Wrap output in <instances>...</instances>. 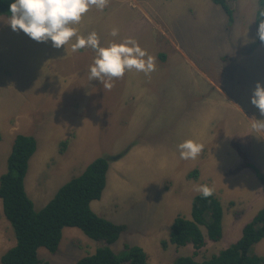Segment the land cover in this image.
I'll return each mask as SVG.
<instances>
[{
    "label": "rangeland",
    "instance_id": "obj_1",
    "mask_svg": "<svg viewBox=\"0 0 264 264\" xmlns=\"http://www.w3.org/2000/svg\"><path fill=\"white\" fill-rule=\"evenodd\" d=\"M193 1L199 0H108L102 10L91 6L79 23L70 25L76 36L60 48L51 40L37 42L22 30L13 31L11 16L0 15V126L7 120L22 128L19 122L27 118L37 147L35 135L43 131L48 141L56 142L42 168L45 146L30 160L25 189L37 200L35 210L67 180L60 171L74 169L73 161L56 160L72 129L76 140L96 148L99 154L94 155L123 154L109 165L108 188L96 211L125 226L110 249L118 254L124 245L140 246L148 264H172L179 257L209 259L234 244L264 204L259 179L246 167L264 173V131L251 127L264 117L250 103L255 84L264 86L259 0L230 1L232 21L216 7L214 31L208 26L206 34L196 32L197 27L211 23L198 20L195 12L189 15ZM93 32L104 48L133 41L155 58V70L146 75L126 69L122 78L112 79L111 90L101 80H90L97 52L91 47L73 52L72 44ZM52 109L54 116H48ZM15 135L0 140L5 164ZM186 140L203 145L195 160L180 158L178 145ZM201 185L213 189L224 217L218 241L209 240L200 227L205 245L195 253L191 245H171L169 233L176 217L189 220L191 201L200 194L194 188ZM48 186L51 191H45ZM14 244L0 200V259ZM102 246L66 228L57 252L40 249L38 256L50 264H75ZM254 253L264 259V240Z\"/></svg>",
    "mask_w": 264,
    "mask_h": 264
},
{
    "label": "trees",
    "instance_id": "obj_2",
    "mask_svg": "<svg viewBox=\"0 0 264 264\" xmlns=\"http://www.w3.org/2000/svg\"><path fill=\"white\" fill-rule=\"evenodd\" d=\"M222 7L229 21L232 10L227 4L234 0H211ZM14 0H0V15L11 16L9 5ZM264 0H259L257 28L264 16ZM258 41H261L258 36ZM1 140V135H0ZM62 146H66L65 143ZM37 151L33 137L17 135L7 158L6 171L0 176V200L2 212L10 224L15 244L1 257L0 264H50L39 259L38 251L45 249L56 253L65 228L79 230L86 238L101 242L93 255L79 259L75 264H148L145 251L140 246L124 245L115 254L110 247L123 233L125 226L116 225L98 216L91 203L99 201L106 186V175L111 162L123 154L98 156L75 178L61 186L53 198L39 211L25 189L29 161ZM256 174L264 191V173L253 166H246ZM190 219L176 217L169 233V243L176 247L191 245L197 253L205 245L200 227L206 230L207 238L218 241L222 237L223 209L213 194L203 197L198 194L191 201ZM264 240V204L242 228L240 238L232 245L202 262L192 257L176 258L172 264H264V259L254 253L256 245ZM163 247L166 246L164 242Z\"/></svg>",
    "mask_w": 264,
    "mask_h": 264
},
{
    "label": "clouds",
    "instance_id": "obj_3",
    "mask_svg": "<svg viewBox=\"0 0 264 264\" xmlns=\"http://www.w3.org/2000/svg\"><path fill=\"white\" fill-rule=\"evenodd\" d=\"M208 1L211 4H208L210 8L205 9V14H208L211 8H215L217 11H219L217 8H220L225 14L222 7L213 4L211 0ZM107 3L108 0H14L9 5V12L11 13L9 24L13 31L22 30L37 42L51 40L53 47L60 48L76 36V29L70 25L79 23L82 15L91 6L102 10ZM187 3L182 5V8H185ZM195 10L194 6L190 8L189 15H193ZM260 15L264 16V11ZM204 25L213 29V24L204 23ZM206 30H203L205 34ZM257 34L260 40L264 41V20L260 21ZM111 35H117V30L114 29ZM130 43L134 46H128ZM84 47H91L97 52L94 64L90 66L89 79L101 80L104 87L109 90L113 87L112 79L122 78L126 69L134 68L146 75L155 70V58L147 56L146 51L135 45L133 41L111 44L104 48L99 46V38L93 32L87 38L77 37L76 43L72 44V51L76 52ZM145 56H147L146 60L144 59ZM250 103L264 117V86L260 82L255 84ZM251 127L255 131H264V119L255 120ZM178 149L181 159L195 160L201 153L203 145L192 140H186L178 145ZM194 190L200 192L203 197H209L213 194V189L207 185L196 186Z\"/></svg>",
    "mask_w": 264,
    "mask_h": 264
},
{
    "label": "crops",
    "instance_id": "obj_4",
    "mask_svg": "<svg viewBox=\"0 0 264 264\" xmlns=\"http://www.w3.org/2000/svg\"><path fill=\"white\" fill-rule=\"evenodd\" d=\"M201 1L202 0H199L198 2L193 1L194 7L197 9V11L195 10V13L199 15L198 20L208 21V22H210L212 24L213 23L212 17L215 16L216 9L215 8H211L210 12L208 14H205V9L208 8V7L210 8V6H208V4H211V2L210 1H204V3L201 5L200 4ZM203 6H205V8H202ZM202 29L203 30L207 29V27L204 25V22L200 23V25L197 27L196 32L201 31ZM211 31H214V29H212ZM189 39L192 40V38H189ZM34 99H37V98H34ZM39 100L41 101V98H39ZM52 110L53 111L50 110L49 112H47L48 116H49V114L54 116L55 109H52ZM46 117L47 116H45V118ZM19 123H22V128L15 127V126H13V124H11V123L7 122V120H5V122L0 126L1 138H4V135L8 136V135H12V134L15 135V134H18V133H19V135L21 134V135H24V136H29V134L33 135V133H32L33 132V124H32V122L30 120H28L27 118H24V120L19 122ZM69 129L70 128H68V130ZM70 130L72 131L73 136L68 139L65 152L60 154L59 158L56 159L60 164H63L64 162H67V161H70V160L73 161V163H74V169H72V170H67L66 169V170H61L60 171V175L59 176L61 178L67 177L66 181L71 180L72 178L80 176L84 172L86 167L94 159H96L98 156H102V155H94V154H99L98 151L96 150V148L90 146L86 141L79 140V139L76 140L74 138L73 130L72 129H70ZM43 132H45V131H43ZM42 133L35 135L36 138L39 140V145L37 147V151L41 150L42 146H45V150H44V152L42 154H47V156H45V158H43L42 157L43 155L41 154V164H40L41 168L44 165L43 163L46 162L48 159H50V156H49L50 153L52 151L56 150V148H53L55 146L56 142L55 141L52 142L50 140L48 141L47 138L42 135ZM15 136H17V135H15ZM63 137H65V136L63 135ZM42 138H45V139H42ZM39 153H41V152H39ZM2 154L3 155L6 154L5 148L3 149ZM6 156L8 158L9 155H6ZM42 159H43V161H42ZM29 166H30V161H29ZM0 169H2L3 173H5L6 164L4 162H2V161H0ZM28 170H29V167H28ZM108 173H109V171H108ZM108 173L106 175V186H105V189H104V191L102 193L101 199L99 201H94V202L91 203L92 211L94 213H96L98 216H102V215H100L99 212L96 211V207H97L98 203L101 202L102 200H104V198H105L106 191H107V188H108V180H107ZM72 174H74L73 175L74 177H71ZM56 183H57V181H56ZM62 185H59L56 188L54 193H56L57 190ZM51 189H52V186H48L45 191H47V190L51 191ZM32 202H33L34 207H35V202H37V200L36 201L32 200ZM45 205H46V203L44 205L40 206V207H43ZM189 219H190V215H189Z\"/></svg>",
    "mask_w": 264,
    "mask_h": 264
},
{
    "label": "bare ground",
    "instance_id": "obj_5",
    "mask_svg": "<svg viewBox=\"0 0 264 264\" xmlns=\"http://www.w3.org/2000/svg\"><path fill=\"white\" fill-rule=\"evenodd\" d=\"M111 5V4H110Z\"/></svg>",
    "mask_w": 264,
    "mask_h": 264
}]
</instances>
